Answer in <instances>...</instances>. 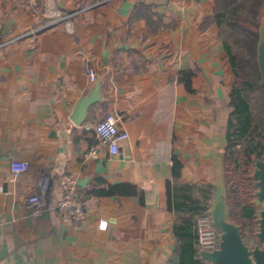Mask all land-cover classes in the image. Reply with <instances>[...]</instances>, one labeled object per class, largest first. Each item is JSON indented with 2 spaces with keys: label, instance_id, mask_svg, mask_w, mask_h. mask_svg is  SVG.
I'll use <instances>...</instances> for the list:
<instances>
[{
  "label": "crops",
  "instance_id": "crops-1",
  "mask_svg": "<svg viewBox=\"0 0 264 264\" xmlns=\"http://www.w3.org/2000/svg\"><path fill=\"white\" fill-rule=\"evenodd\" d=\"M139 2L157 6L172 29L153 34L144 20H131ZM213 4L0 0V45L10 42L0 46V264L175 263L177 216L166 194L174 156L183 164L180 181L210 197L211 218L221 208L228 220L221 153L233 75L218 28L201 27ZM70 14L71 28L62 20ZM262 29L261 45L264 19ZM186 69L195 72L194 93L178 82ZM109 113L129 133L115 155L84 127ZM13 160L30 170L15 178ZM44 175L51 191L34 216L26 199ZM64 175L75 177L85 202L80 228L53 208ZM100 179L138 186L143 202L91 195Z\"/></svg>",
  "mask_w": 264,
  "mask_h": 264
},
{
  "label": "trees",
  "instance_id": "trees-1",
  "mask_svg": "<svg viewBox=\"0 0 264 264\" xmlns=\"http://www.w3.org/2000/svg\"><path fill=\"white\" fill-rule=\"evenodd\" d=\"M263 10L264 0H214L213 14L201 24L202 29L210 25L218 28V39L233 75L224 133L226 143L221 153L228 219L238 228L241 238L255 243L259 242L261 221L255 173L258 164L264 162V77L260 52ZM131 20H144L146 29L153 34L173 26L157 6L145 2L134 5ZM194 76L192 69L178 73V82L189 93H194ZM172 161V179L166 182V194L168 210L177 216L173 227L176 241L173 264H204L197 239V219L209 214L210 197L203 199L196 186L181 182L183 164L176 156ZM98 183L101 187L97 186L91 195L144 200V192L134 184L108 185L101 179Z\"/></svg>",
  "mask_w": 264,
  "mask_h": 264
},
{
  "label": "built area",
  "instance_id": "built-area-1",
  "mask_svg": "<svg viewBox=\"0 0 264 264\" xmlns=\"http://www.w3.org/2000/svg\"><path fill=\"white\" fill-rule=\"evenodd\" d=\"M75 14L67 15L70 20ZM40 30H34L26 34L36 33ZM25 37L24 35L20 38ZM10 43V42H8ZM1 44L0 46L7 45ZM88 76L91 81L96 79L94 69H88ZM85 129L94 131L102 144L108 147L111 154H118L120 146L129 139V133L121 130L118 126V118L115 114L109 113L105 118L97 121L94 124H86ZM30 163L24 160H13L10 164L11 173L15 178H18L22 173L29 171ZM52 179L48 176H41L38 182L37 192L31 194L26 199V204L31 209L34 216H39L47 207V199L51 191ZM62 190L61 196L56 200L53 207L64 218L74 224L77 228L86 218L87 212L85 202L78 194V182L72 175H64L59 183ZM107 224L102 222L100 228L106 229ZM197 239L200 246V254L207 251H214L219 247L221 234L219 228L215 225L210 215H204L197 219ZM203 257V256H202Z\"/></svg>",
  "mask_w": 264,
  "mask_h": 264
},
{
  "label": "water",
  "instance_id": "water-1",
  "mask_svg": "<svg viewBox=\"0 0 264 264\" xmlns=\"http://www.w3.org/2000/svg\"><path fill=\"white\" fill-rule=\"evenodd\" d=\"M261 52V65L262 73L264 77V42L260 48ZM258 165L262 166L260 171L261 176H256L259 180V185L264 189V162ZM261 180V182H260ZM262 220L260 221V240L264 241V212L261 214ZM228 224V223H227ZM225 224L221 218L217 219L216 226L223 227L225 235L223 236V247L220 251H216L215 254L210 256V259L216 264H252L250 259V253L243 247L241 237L238 228L232 224ZM253 257L256 264H264V250H255Z\"/></svg>",
  "mask_w": 264,
  "mask_h": 264
},
{
  "label": "rangeland",
  "instance_id": "rangeland-1",
  "mask_svg": "<svg viewBox=\"0 0 264 264\" xmlns=\"http://www.w3.org/2000/svg\"><path fill=\"white\" fill-rule=\"evenodd\" d=\"M67 17L68 16H65L62 20L68 19ZM262 19H264L263 15H261V21H262ZM56 20H57V17L50 18V21H56ZM59 21H61V19ZM54 23H56V22H54ZM67 24H68V27L71 28L70 27V24H71L70 20L67 21ZM71 26H72V24H71ZM261 169H262V166L258 165L256 173H255L256 176H258V175L261 176V174H262V173H260ZM260 182H261V180H260ZM258 183H259V180H258ZM256 204L260 207V220H262L261 214L264 212V189L260 185H259L258 190H257ZM221 211H222V209L219 208V210L216 212V215L213 217V219L211 218L215 224L217 222V219L221 218V216H220ZM209 215H210V213H209ZM227 221L230 222L229 219L225 220V224H227ZM223 230H224L223 227H220L219 231H220V234L222 235V237L225 235V231H223ZM241 241H242L243 247L247 250V252L250 253V259H251L252 264H256L254 257H253V252L257 249L260 251L264 250V241H261L260 238H259L258 243H255L251 239H245V238H241ZM219 247L222 248L223 243L222 244L219 243ZM219 247L214 251L203 252L201 254V256H203L202 258L206 261V259H209L212 254H215V252L218 251Z\"/></svg>",
  "mask_w": 264,
  "mask_h": 264
}]
</instances>
